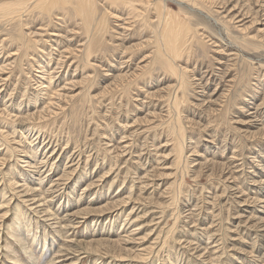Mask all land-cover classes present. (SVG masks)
Returning <instances> with one entry per match:
<instances>
[{
  "label": "rangeland",
  "instance_id": "374dc122",
  "mask_svg": "<svg viewBox=\"0 0 264 264\" xmlns=\"http://www.w3.org/2000/svg\"><path fill=\"white\" fill-rule=\"evenodd\" d=\"M157 1L173 69L141 0L0 23V264H264V0Z\"/></svg>",
  "mask_w": 264,
  "mask_h": 264
},
{
  "label": "bare ground",
  "instance_id": "6f19581e",
  "mask_svg": "<svg viewBox=\"0 0 264 264\" xmlns=\"http://www.w3.org/2000/svg\"><path fill=\"white\" fill-rule=\"evenodd\" d=\"M106 1L108 2L109 0H0V23L6 22V24L8 25L7 27L9 29H11V30L17 29L18 32L22 34V37L24 40L23 46L25 49L24 57H27L28 55L30 57L31 54H29V52H30L29 50L31 48L30 47L31 42H34L35 44H40V40L42 39V38L41 39L35 38L34 40H32L33 36H35V37L40 36L41 37L42 34H41V32H39V31L35 32L34 30H31L28 32V31H25L24 28H22L23 26H21V25H23L22 19L24 18V15L33 16V12L36 9L40 10V12L47 13L48 16L51 13H52L51 15H53V12L57 11L56 9H59V8H62L66 11L69 9H72L73 12H75V14H77V16H82L84 18V21H86L85 23L87 25V29L89 30L90 26H92L91 25L92 22L95 21V15L99 10L100 3L106 2ZM141 1H143L148 6L146 8V10H148L149 7L154 5L156 11H158L157 15L160 19L162 26H163V28H162L163 37H162V43H161L160 47L165 46L166 51L168 53L166 56L162 55V57L166 58V60H167L166 64H169V68L173 69L174 65H172L173 64L172 61H174V59L180 54L181 51L183 52V50H181V49H184L185 48L184 46H186L187 42L189 41V29L190 28H187V26L183 22H180V20L175 19L176 20L175 21L174 18L177 17V15H176V13L175 14L171 13V11L169 9H167L169 11V13L163 14V9L165 7L161 2H158L157 0H141ZM34 15H35V13H34ZM85 18H86V20H85ZM97 23H98V21H97ZM93 25H95V24H93ZM104 27H106V24ZM97 29H102V26L98 25ZM103 30L104 29H102V31ZM34 32H35V34H34ZM89 33L90 32L88 31V34ZM14 35L15 34L11 33V35L8 36L7 39H11V38L13 39ZM92 35H93V33H92ZM92 35L90 37H92ZM93 39H95V38H93ZM6 42H7V40L5 38H3L2 45H4ZM165 43H166V45H165ZM88 51H91V50H88ZM160 52H161V48H160ZM12 55H14V53L11 54L10 56H12ZM17 58H19V56H17ZM86 58L89 61L90 55H86ZM1 65L2 66H0V72L4 71L6 69V67H4V66H6V65H4V63H2ZM5 73H3V74H5ZM8 80H9L8 77L3 78V76L0 74V86L4 87L5 86L4 84ZM180 156H182V155H180ZM40 182H41V180H40ZM16 183H14V185ZM36 190H38V188L36 189L33 187H27V188L22 190L25 196L30 197L29 199L27 198V202L30 204V206H31V201L33 203H37L35 197H39V196H42L44 194L43 193L44 189L43 190L39 189V190H41L39 192L40 194L31 195V192H34ZM32 209H36V208L34 207ZM19 214H20V212H19ZM20 215H18V217ZM18 222L20 224L21 220ZM19 227H20L19 229L22 231V227H24V226L20 224ZM19 229L17 230V233H16L17 235L19 234V231H20ZM26 251H27V249H26ZM29 257H30V255H29ZM98 262H99V260H95L94 264H98Z\"/></svg>",
  "mask_w": 264,
  "mask_h": 264
}]
</instances>
